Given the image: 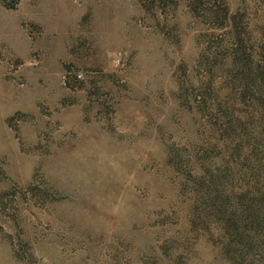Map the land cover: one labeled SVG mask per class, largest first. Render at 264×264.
<instances>
[{"label": "rangeland", "instance_id": "374dc122", "mask_svg": "<svg viewBox=\"0 0 264 264\" xmlns=\"http://www.w3.org/2000/svg\"><path fill=\"white\" fill-rule=\"evenodd\" d=\"M0 264H264V0H0Z\"/></svg>", "mask_w": 264, "mask_h": 264}]
</instances>
